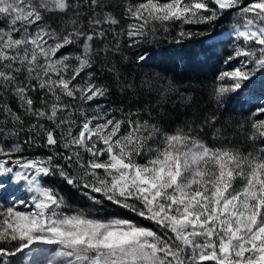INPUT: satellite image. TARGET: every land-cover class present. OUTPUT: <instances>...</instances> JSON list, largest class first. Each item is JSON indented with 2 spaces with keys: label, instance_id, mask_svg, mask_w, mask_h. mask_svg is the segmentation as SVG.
Instances as JSON below:
<instances>
[{
  "label": "snow or ice",
  "instance_id": "1",
  "mask_svg": "<svg viewBox=\"0 0 264 264\" xmlns=\"http://www.w3.org/2000/svg\"><path fill=\"white\" fill-rule=\"evenodd\" d=\"M110 7L0 0V264H264V99L246 122L250 149L221 128L210 144L191 122L168 129L150 110L106 108L112 87L97 73L135 90L125 48L173 30L176 44L211 38L192 29L231 18L211 96L243 98L257 82L264 91V0H122L119 16ZM54 177L96 207H74ZM108 205L155 227L99 215Z\"/></svg>",
  "mask_w": 264,
  "mask_h": 264
},
{
  "label": "trees",
  "instance_id": "2",
  "mask_svg": "<svg viewBox=\"0 0 264 264\" xmlns=\"http://www.w3.org/2000/svg\"><path fill=\"white\" fill-rule=\"evenodd\" d=\"M205 28L206 26L203 25L201 30L204 32ZM205 36L194 37L181 44H176L173 42L172 36L161 33L155 40L141 43L131 49L125 48L123 55L128 56L129 59L120 64L122 75L129 82H134L136 88L135 90L120 91L119 87H116L117 85L114 86L109 73L100 69V79L108 82L112 87V91L105 100L114 107H121L126 111L141 109L144 117H148L146 109L150 110L151 118L153 117L156 122L161 123L168 129L174 125H182L187 121L195 120V117H200L199 121L205 123V118L213 114L209 113L213 107H211V101L210 103L207 101L206 93L208 91L206 88L208 87L205 85V80L202 81L204 77H200V74L206 73L208 69H200L197 65H194L196 62L190 61L194 53L206 54ZM143 52L149 58L148 61L137 63V56ZM119 61L120 57H117V62ZM145 69L157 71L159 75L174 84L175 89H177L176 92L184 91L185 96L183 98L191 97L190 103H184L182 99L179 100L181 96L176 93L167 97L162 94L164 97H159L157 91L151 92L152 87L149 88L148 85L152 74L148 73L142 76L141 71ZM182 85H186L188 89L184 86L185 89L182 90L180 88ZM200 86H203V88L201 89ZM213 112L214 114L217 113L215 109ZM61 192L70 204H79L81 197L77 195V190L72 189L64 181L61 184ZM119 215L135 220V216L131 213L127 214L126 211L119 213ZM145 224L151 226L149 223Z\"/></svg>",
  "mask_w": 264,
  "mask_h": 264
},
{
  "label": "rangeland",
  "instance_id": "3",
  "mask_svg": "<svg viewBox=\"0 0 264 264\" xmlns=\"http://www.w3.org/2000/svg\"><path fill=\"white\" fill-rule=\"evenodd\" d=\"M121 3L122 0H111L110 10L116 13L118 16L122 11ZM230 19L231 18L222 19L221 21L213 25H204L206 26L204 33H211V38L207 34L204 38V42H205L204 44L206 46V54L202 55L201 53H194L193 58H191L190 60L196 62V64L194 65H197L200 69L203 68L208 69L206 73H201L200 77H204L202 81L205 80L206 82L205 85L208 87L206 88V90L208 91V93H206L207 101L209 103L211 101V107H213V109L211 108V110L209 111V113H213L210 116L215 115L217 117V123L215 127H212L211 125L199 121L201 119L200 117H195L194 118L195 120H191L187 122H191L194 125V127H196L199 134L210 144L218 143V141L213 140V133L215 132V128H221L223 130L224 136L227 137L226 142L230 141L231 143L241 148L250 149L251 145L246 139V135H247L246 122L254 106H258L260 101L264 99V91L261 90L259 82H257V85L255 87L248 90L243 98H233L232 96H228L225 97L224 100L218 104L211 96V90L213 87L215 75L218 73L219 68L223 66L221 63L222 59L226 56L227 52L230 51V46L227 44V41L229 39L228 31L230 29ZM201 28L202 26H197L193 28V31L203 32ZM173 35H175V30L172 31L171 36L173 37ZM198 37L201 36H196V38ZM141 54H145V52L140 53L139 55ZM97 72L99 75L100 74L99 67L97 68ZM141 73H143L142 76H145L148 73L152 74L151 79L149 81V84H151L152 87L151 92L155 90L157 91V95L159 97H164L162 95L164 92V88L170 83V81L164 78L163 76L159 75V73L155 70L145 69L144 71H141ZM109 75L112 78L111 74ZM112 82L114 86L117 85L116 82L113 80V78H112ZM184 86L186 89H188L186 85H182V87L180 88L183 90L185 89ZM200 88L202 89L203 86H200ZM176 91L177 89L175 91L168 92L166 97L174 93H176L178 96H181L182 93L183 97L185 96L184 91L182 92H176ZM181 99L182 97H179V100ZM101 103L106 108H116V106L114 107L107 100H103L101 101ZM214 109L215 111H217L216 113L217 115L214 114L213 112ZM221 109H223V111H221ZM151 119H153V121L156 122V120L153 117ZM185 123H182V125ZM241 124H245V127L241 128L240 127ZM179 125H174L173 127ZM201 127L203 128V131H200ZM24 154L36 156V155H46L47 153L46 150L44 149L38 150L33 147H29L25 145ZM49 182L61 191L62 180L59 177L50 178ZM77 192H78L77 195L81 197V199L79 204H72L74 207L85 208V209H88L90 207L91 208L96 207L93 206L91 202L87 200V198L80 193V191L77 190ZM17 195H20V193H17ZM121 212H125V210L118 208L115 209L113 206L108 205L102 212L99 213V215L107 216L111 214H119ZM126 213L130 214L128 212ZM135 220L144 224L149 223L146 221H141L138 217H135ZM150 227H155V226L151 225ZM12 264H24V257L18 255L17 257L12 258Z\"/></svg>",
  "mask_w": 264,
  "mask_h": 264
}]
</instances>
